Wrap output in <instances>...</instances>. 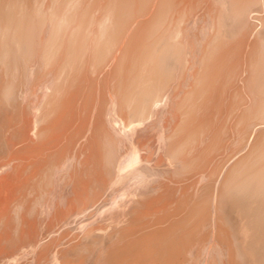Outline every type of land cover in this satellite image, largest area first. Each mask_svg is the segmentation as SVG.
I'll use <instances>...</instances> for the list:
<instances>
[{
  "label": "bare ground",
  "instance_id": "obj_1",
  "mask_svg": "<svg viewBox=\"0 0 264 264\" xmlns=\"http://www.w3.org/2000/svg\"><path fill=\"white\" fill-rule=\"evenodd\" d=\"M212 245L264 264V0H0V264Z\"/></svg>",
  "mask_w": 264,
  "mask_h": 264
},
{
  "label": "rangeland",
  "instance_id": "obj_2",
  "mask_svg": "<svg viewBox=\"0 0 264 264\" xmlns=\"http://www.w3.org/2000/svg\"><path fill=\"white\" fill-rule=\"evenodd\" d=\"M221 247L218 245H212V254L215 255L216 264H226V260L222 255H220ZM223 258V259H222ZM220 261V263H219Z\"/></svg>",
  "mask_w": 264,
  "mask_h": 264
}]
</instances>
